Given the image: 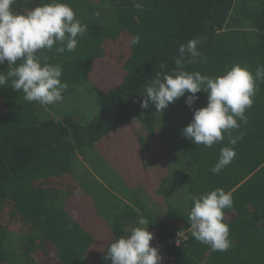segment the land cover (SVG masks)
I'll list each match as a JSON object with an SVG mask.
<instances>
[{
	"label": "trees",
	"instance_id": "16d2710c",
	"mask_svg": "<svg viewBox=\"0 0 264 264\" xmlns=\"http://www.w3.org/2000/svg\"><path fill=\"white\" fill-rule=\"evenodd\" d=\"M101 1L58 0L73 10L77 3L86 8ZM237 1L112 0L111 24L84 11L75 14L88 26L77 49L46 55L48 63L63 65L62 80L69 84L64 98L92 92L96 109L88 119L73 113L54 119L40 112L45 105L25 101L10 82L0 88V264H111L105 258L108 245L141 226L139 219L149 222L141 227L168 239L189 227V197L217 188L230 191L234 201L224 210L231 248L213 252L190 236L169 248L172 264H264V82H257L254 103L246 110L248 123L233 130L243 134L236 157L219 174L209 169L228 145L227 137L207 148L181 136L184 168L173 169L168 154V136L206 106V93L196 94L191 109L186 93L159 112L163 132L150 118L152 105L140 107V93L161 61L169 73L199 71L212 77L235 64L253 73L264 65V0L252 14L242 10L248 0L238 6ZM50 2L16 0L12 7L27 13ZM137 2L143 11L134 7ZM233 11L240 20L248 18L253 42L245 41V30L230 28ZM137 34L140 43L131 45ZM198 37L206 38L199 45L206 62L178 69V44ZM7 69V62L0 65V71ZM89 148L119 178L125 197L105 188L90 191L73 176V157Z\"/></svg>",
	"mask_w": 264,
	"mask_h": 264
},
{
	"label": "clouds",
	"instance_id": "9594fccd",
	"mask_svg": "<svg viewBox=\"0 0 264 264\" xmlns=\"http://www.w3.org/2000/svg\"><path fill=\"white\" fill-rule=\"evenodd\" d=\"M16 0H0V65L7 62V71H0V88L10 82L16 92H23L24 100L40 105H53L64 99L69 84L62 80L63 65L48 63L47 52L63 54L74 52L78 37L83 38L88 26L76 19L70 5L51 0L29 10L17 13L13 9ZM134 7L143 11L144 5ZM99 17L100 12L96 11ZM205 37H198L178 44L175 64L182 69L187 64L205 63L199 50ZM139 34L130 40L131 45L140 43ZM167 63L161 61L155 75L148 80L140 93L142 109L154 106L162 113L187 93L185 103L191 109L199 97L206 93V106L193 111L192 120L181 130V136L194 145L211 148L227 137L228 145L220 149L216 164L209 169L219 174L236 157L235 145L243 134L233 135L241 124L248 123L246 110L254 103L258 87L264 82V65H258L253 73L239 64L227 69L223 75L212 77L199 71H165ZM192 207L187 215V231L200 244L213 252H227L232 242L229 225L224 222L225 209L233 207L232 193L217 188L208 193L191 195ZM76 213L74 212V215ZM141 218L138 225H148ZM136 226L128 234L113 240L107 247L105 258L111 264H162L159 249L151 244L154 234L147 227ZM70 227V225H69Z\"/></svg>",
	"mask_w": 264,
	"mask_h": 264
},
{
	"label": "rangeland",
	"instance_id": "374dc122",
	"mask_svg": "<svg viewBox=\"0 0 264 264\" xmlns=\"http://www.w3.org/2000/svg\"><path fill=\"white\" fill-rule=\"evenodd\" d=\"M246 3V2H245ZM244 3V4H245ZM260 0H248L246 3L247 9H242L245 13L254 12L259 8ZM96 4V7L94 5ZM88 3L86 8H83L81 4L77 3L74 5V12L76 15L84 11L86 17L88 18L94 15L96 11L100 12L99 17L105 19L107 23H110L112 19V0H102L99 3ZM241 5L239 0L237 1V6ZM239 10V9H238ZM234 17L230 19V28L231 29H243L246 31L245 41L253 42L255 35L252 31L248 18L241 19L237 17L236 12L233 11ZM252 14V13H251ZM89 21V20H88ZM87 21V22H88ZM111 24V23H110ZM239 29V30H240ZM96 109L95 97L92 95L90 90H84L78 94H74L68 97H65L62 102L56 103L53 105L44 106V108L39 109L42 114H45L54 119H61L65 113H73L84 119L90 118ZM39 112V111H38ZM150 118L154 121L157 126L164 131L165 120H162L163 117L159 112H156L154 106L150 108ZM164 119V118H163ZM170 127L171 124H170ZM169 132V131H168ZM168 132H165L166 136L170 135ZM173 137L167 138L169 144L168 154L171 159L172 168H184L186 167L185 156L180 151L181 145L177 144V140L181 138V129L179 132L173 133ZM73 176L77 179L79 183L86 189L92 191L96 190L97 192L103 191V189H109L116 191L118 195L125 197V192L121 186V182L116 174L110 169L108 164L104 162V159L98 154V152L93 149H85L83 152H78L73 157ZM181 195V190L179 192ZM62 202V196L58 197L57 205Z\"/></svg>",
	"mask_w": 264,
	"mask_h": 264
},
{
	"label": "built area",
	"instance_id": "2783aa9c",
	"mask_svg": "<svg viewBox=\"0 0 264 264\" xmlns=\"http://www.w3.org/2000/svg\"><path fill=\"white\" fill-rule=\"evenodd\" d=\"M30 2L32 0H24ZM148 231L154 234V239L151 244L159 249V253L162 256V264H172L175 261L174 255L170 252L169 248L172 246H178L186 242L191 234L186 229H181L177 231L173 236L168 239H161L155 229H148Z\"/></svg>",
	"mask_w": 264,
	"mask_h": 264
},
{
	"label": "crops",
	"instance_id": "0c3cea01",
	"mask_svg": "<svg viewBox=\"0 0 264 264\" xmlns=\"http://www.w3.org/2000/svg\"><path fill=\"white\" fill-rule=\"evenodd\" d=\"M122 198V197H121Z\"/></svg>",
	"mask_w": 264,
	"mask_h": 264
}]
</instances>
